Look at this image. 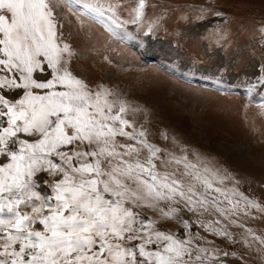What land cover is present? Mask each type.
I'll list each match as a JSON object with an SVG mask.
<instances>
[{
    "label": "snow or ice",
    "instance_id": "1",
    "mask_svg": "<svg viewBox=\"0 0 264 264\" xmlns=\"http://www.w3.org/2000/svg\"><path fill=\"white\" fill-rule=\"evenodd\" d=\"M65 2L69 11L82 4L121 39L147 7L136 0L122 20L115 5L98 0H0V264H201L207 249L194 250L192 237L163 222L190 228L184 208L230 215L212 196L223 192L214 181L227 177L207 165L201 171L187 155L161 158L125 117L123 100L73 74L71 46L58 30L56 9ZM172 163L184 171H169ZM202 226L231 235L213 222Z\"/></svg>",
    "mask_w": 264,
    "mask_h": 264
},
{
    "label": "rangeland",
    "instance_id": "2",
    "mask_svg": "<svg viewBox=\"0 0 264 264\" xmlns=\"http://www.w3.org/2000/svg\"><path fill=\"white\" fill-rule=\"evenodd\" d=\"M98 2L130 20L136 0ZM56 12L74 75L123 100L125 117L162 150L161 158L187 155L201 171L207 165L227 177L214 181L223 192L213 189L212 196L230 215L184 208L180 215L191 227L173 219L163 222L166 228L192 237L194 250L207 249L201 264H264V245L254 239L264 237V0H147L144 17L125 25L131 37L124 39L84 14L82 4L69 11L65 2ZM168 170L184 168L172 163ZM209 222L231 235L202 226Z\"/></svg>",
    "mask_w": 264,
    "mask_h": 264
},
{
    "label": "bare ground",
    "instance_id": "3",
    "mask_svg": "<svg viewBox=\"0 0 264 264\" xmlns=\"http://www.w3.org/2000/svg\"><path fill=\"white\" fill-rule=\"evenodd\" d=\"M121 30H119V32H120Z\"/></svg>",
    "mask_w": 264,
    "mask_h": 264
}]
</instances>
